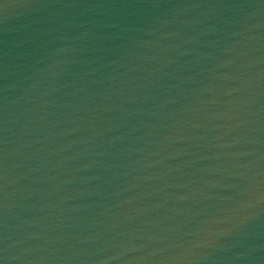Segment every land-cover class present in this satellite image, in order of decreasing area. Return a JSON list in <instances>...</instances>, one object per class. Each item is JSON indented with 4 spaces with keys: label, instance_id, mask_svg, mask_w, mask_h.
<instances>
[{
    "label": "water",
    "instance_id": "water-1",
    "mask_svg": "<svg viewBox=\"0 0 264 264\" xmlns=\"http://www.w3.org/2000/svg\"><path fill=\"white\" fill-rule=\"evenodd\" d=\"M0 264H264V0H0Z\"/></svg>",
    "mask_w": 264,
    "mask_h": 264
}]
</instances>
